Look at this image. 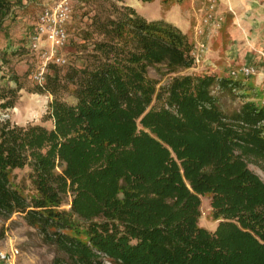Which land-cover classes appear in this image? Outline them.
<instances>
[{"label":"trees","instance_id":"16d2710c","mask_svg":"<svg viewBox=\"0 0 264 264\" xmlns=\"http://www.w3.org/2000/svg\"><path fill=\"white\" fill-rule=\"evenodd\" d=\"M10 10L0 0V27ZM91 24L99 39L86 63L51 65L31 90L51 95L52 127L0 120V213L22 214L55 243L52 264H264V182L248 167L264 162V105L242 93L224 111L213 88L234 97L250 87L216 73L156 87L149 66L194 65L193 43L164 19L111 3ZM10 80L2 109L21 88L17 74ZM24 168L32 194L13 181ZM206 194L213 231L198 225Z\"/></svg>","mask_w":264,"mask_h":264},{"label":"rangeland","instance_id":"374dc122","mask_svg":"<svg viewBox=\"0 0 264 264\" xmlns=\"http://www.w3.org/2000/svg\"><path fill=\"white\" fill-rule=\"evenodd\" d=\"M9 1L11 2L10 13L3 20L0 27V50L7 54L6 63L0 65V88L15 87V83L10 80V77L14 74L18 75L21 88L17 93L18 97L13 107L6 109L0 107V120L7 119L11 124L18 125L41 124L51 128V119L45 117L51 95L47 92L36 93L31 91L36 85L32 79V74L41 59L37 53L27 48L26 38L33 29L41 9L52 5L58 0ZM68 1L71 6V17L66 27L68 42L60 50V53L66 58V64L63 66L52 65L61 73L69 65L81 67L86 63L87 56L91 53L93 41L99 39V35L96 34L91 24L93 15L105 16L109 12L111 3L125 4L133 7L148 20L173 19L182 26L189 41L193 43V49H196L199 43L204 45V52H202L200 61L187 69L170 72L163 64L149 66L147 75L150 79L156 81V87L167 84L176 75L216 73L219 76L239 80L250 87L249 90L237 91L234 97L219 91L217 87L213 88V94L218 97L221 109L226 112L237 109L241 101L244 100V98L238 96L242 93H248L250 99H253L259 105H264L263 54L260 51L252 50V47L247 44V53L249 54V51L256 52L255 55L260 57V61L255 56L250 57L249 55L246 56L247 59L244 57L246 64H243L244 61L239 57L231 62L226 59V56L236 57L239 55L237 53L238 47L232 45L234 43L231 38L234 36L235 31L241 28L238 15L235 12L238 0ZM208 14L212 15L214 21L220 18L218 27L211 21L208 23L203 22ZM170 23L174 24L173 22ZM198 30H201V33H198ZM225 40L227 42L230 40L231 45L225 44ZM242 65H252L256 73L249 76H243L239 72L236 76L230 75L232 70L237 71ZM50 68L51 65L48 67L47 73ZM61 96L68 103L75 102V98L68 91L63 92ZM248 167L264 182V162H249ZM28 171V168L14 170L13 181L20 185L23 193L32 194L34 188L28 177ZM62 208L66 210L70 208L69 197L66 198ZM199 211L198 225L213 231L217 220L212 217L209 194L200 196ZM11 247H16L19 250V264H52L55 257L61 256L56 244L45 239L37 228L28 225L22 214L14 212L6 217L0 213V248L10 249ZM103 264L111 263L104 260Z\"/></svg>","mask_w":264,"mask_h":264},{"label":"built area","instance_id":"2783aa9c","mask_svg":"<svg viewBox=\"0 0 264 264\" xmlns=\"http://www.w3.org/2000/svg\"><path fill=\"white\" fill-rule=\"evenodd\" d=\"M71 17V6L68 0H58L52 5L41 9L33 29L26 38L27 48L37 53L40 56V63L35 72L32 74V79L36 84H43L47 69L50 65L63 66L66 64V58L60 53V50L68 42L67 23ZM219 19L214 21L212 15L208 14L203 19L204 23L213 22L215 26H219ZM216 22V23H215ZM201 33V30H198ZM204 45L199 43L196 49H193L191 54L194 58V64L198 63L202 58ZM243 76H249L256 73L255 68L249 65H242L237 71H231L230 75L236 76L237 73ZM19 250L16 247L10 249L0 248V263L1 264H19Z\"/></svg>","mask_w":264,"mask_h":264},{"label":"crops","instance_id":"0c3cea01","mask_svg":"<svg viewBox=\"0 0 264 264\" xmlns=\"http://www.w3.org/2000/svg\"><path fill=\"white\" fill-rule=\"evenodd\" d=\"M235 12L238 15L241 28L237 29L233 34L234 36L231 38L234 43L232 45L238 47L237 53L239 55L236 57L226 56L227 61L231 62L239 57L244 61L243 64H246L247 55L250 57L255 56V58L260 61V57L255 54L257 51H260L264 56V0H238L235 6ZM166 20L173 22L178 28L185 32L182 26L173 19ZM227 38L229 39V37ZM230 40H228V42L225 40V44L231 45L229 42ZM247 44L252 47V50H256V52L249 51L250 53L248 54ZM242 54H244V56H242Z\"/></svg>","mask_w":264,"mask_h":264}]
</instances>
